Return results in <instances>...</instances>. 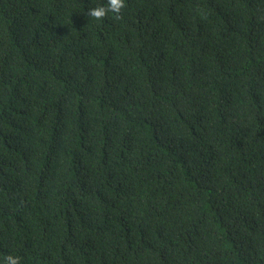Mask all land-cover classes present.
<instances>
[{"label":"trees","instance_id":"1","mask_svg":"<svg viewBox=\"0 0 264 264\" xmlns=\"http://www.w3.org/2000/svg\"><path fill=\"white\" fill-rule=\"evenodd\" d=\"M0 0V256L264 264V0Z\"/></svg>","mask_w":264,"mask_h":264},{"label":"clouds","instance_id":"2","mask_svg":"<svg viewBox=\"0 0 264 264\" xmlns=\"http://www.w3.org/2000/svg\"><path fill=\"white\" fill-rule=\"evenodd\" d=\"M125 6V0H107V4H98L88 9V16L99 21L108 13L119 14ZM21 257L15 254L0 256V264H21Z\"/></svg>","mask_w":264,"mask_h":264}]
</instances>
